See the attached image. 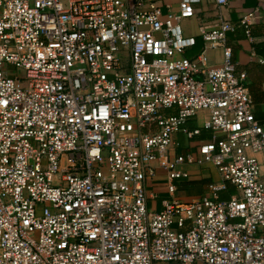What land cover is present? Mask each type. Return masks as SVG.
I'll return each instance as SVG.
<instances>
[{
    "label": "built area",
    "instance_id": "1",
    "mask_svg": "<svg viewBox=\"0 0 264 264\" xmlns=\"http://www.w3.org/2000/svg\"><path fill=\"white\" fill-rule=\"evenodd\" d=\"M205 1L0 0V264H264V123L228 44L259 13L210 0L213 66L184 56ZM203 165L221 182L181 202Z\"/></svg>",
    "mask_w": 264,
    "mask_h": 264
},
{
    "label": "crops",
    "instance_id": "2",
    "mask_svg": "<svg viewBox=\"0 0 264 264\" xmlns=\"http://www.w3.org/2000/svg\"><path fill=\"white\" fill-rule=\"evenodd\" d=\"M180 0H167L168 4L176 7ZM258 10L259 19L251 27V38L249 39L244 34L243 29L235 27L234 31L228 34V44L232 48L233 61L237 66V71H244L247 74V88L250 92L254 103L255 117L260 123H264V57H260L255 52V47L261 46L260 51L264 50V0H231L229 6L224 10V16L230 20L235 26L239 19L246 12ZM197 11L202 13L195 20L183 22L185 33L196 37L195 46L187 50L184 54L187 58H195L201 53H205L210 65L217 66L222 63V54L220 50H207L199 35L198 27L202 24L201 19H212L215 15L214 5L210 0H206ZM194 23L195 32L187 30V25ZM201 126V121H196L191 126ZM210 139V133L201 131L200 136L195 137L196 141ZM195 141V143H196ZM184 144V140L182 141ZM191 174V179L187 182H178L177 191L174 196L181 202H190L194 198H198L206 193L209 183L218 184L221 178L212 166L203 165L195 167H187ZM233 189L230 185H226V190L219 193L221 200L230 198V191ZM148 209L153 212H158L162 209L161 202L164 199H169L170 195L166 187V175L163 171L158 170L156 178L147 187ZM229 197V198H228ZM176 264V263H175Z\"/></svg>",
    "mask_w": 264,
    "mask_h": 264
},
{
    "label": "trees",
    "instance_id": "3",
    "mask_svg": "<svg viewBox=\"0 0 264 264\" xmlns=\"http://www.w3.org/2000/svg\"><path fill=\"white\" fill-rule=\"evenodd\" d=\"M261 46H256L255 47V52L257 53V55H259L260 57H264V50L263 51H260L259 50V48H260ZM232 187V186H231ZM235 192V190H234V188L233 189H231V191H230V195L231 194H233ZM229 198V197H228Z\"/></svg>",
    "mask_w": 264,
    "mask_h": 264
},
{
    "label": "rangeland",
    "instance_id": "4",
    "mask_svg": "<svg viewBox=\"0 0 264 264\" xmlns=\"http://www.w3.org/2000/svg\"><path fill=\"white\" fill-rule=\"evenodd\" d=\"M187 28H188L187 30H190V32H195V29H196L194 23L187 25ZM209 184H210V183H209ZM209 184H208V185H209ZM208 185H206V187H208ZM161 264H175V263H161ZM176 264H177V263H176Z\"/></svg>",
    "mask_w": 264,
    "mask_h": 264
}]
</instances>
